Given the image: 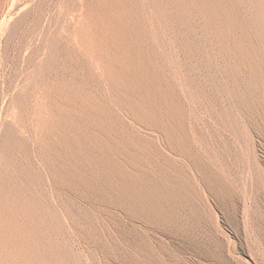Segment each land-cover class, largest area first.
<instances>
[{"label": "rangeland", "instance_id": "1", "mask_svg": "<svg viewBox=\"0 0 264 264\" xmlns=\"http://www.w3.org/2000/svg\"><path fill=\"white\" fill-rule=\"evenodd\" d=\"M136 1L0 0L2 156L8 160L10 131L28 154L19 155L14 168L7 165H26V173L35 177L21 181L31 199L37 196L30 199L35 213L43 201L53 205L55 200L53 184L35 158V137L45 133L36 117L50 122L52 114L66 111L56 87L91 89L106 101L107 79H121L126 97L148 106H141V117L165 128L183 126L175 148L196 154L179 159L189 177L191 204L178 207L173 221L148 226L114 208L76 199L74 222L61 211L55 249L42 246L41 263L264 264V0ZM106 14L124 23L129 40L139 45L122 53L125 66L102 63L103 41L94 24L101 25ZM143 54L144 65L138 61ZM138 79H156L166 93ZM13 99L22 106L26 134L14 124L19 113L10 106ZM140 133L154 144L167 143L150 130ZM83 210L89 218L80 215ZM14 220L29 228L25 217ZM90 224L100 243L91 238Z\"/></svg>", "mask_w": 264, "mask_h": 264}, {"label": "bare ground", "instance_id": "2", "mask_svg": "<svg viewBox=\"0 0 264 264\" xmlns=\"http://www.w3.org/2000/svg\"><path fill=\"white\" fill-rule=\"evenodd\" d=\"M180 1L182 2V0ZM135 2L137 1L135 0ZM143 17L144 15L141 18ZM146 24L148 23L146 22ZM94 26L99 31L98 35L103 41V46L101 45L99 48H101L100 51L102 50L101 60L105 67H110L111 61L115 66H125L127 60L122 53L139 48V45L135 41L129 40L130 33L124 23L119 19L110 18L106 14L101 25L94 24ZM182 48L184 50V47ZM145 60L144 54L138 57V61L142 65H144ZM107 82L109 86L104 91L106 101L101 100L98 95L90 91L91 89L87 91L83 87L79 89L56 87L53 90L66 111L59 109L60 111L51 115L53 119L51 118L52 121L50 120V122L45 121L43 117H36V124L43 125L45 133L35 137L37 148L36 151L34 150L35 158L46 170L49 180L53 184L55 195L54 203L51 202L53 205L43 201V203L41 202L42 205L37 206V213L33 211L31 200L37 196L34 195L36 197L32 196L31 199L21 184V181L29 182L33 176L29 175V168H26V165L25 167L20 165V169H12L19 155L27 157V150L24 148L26 151H22L21 142L9 131V137L5 143L10 149L8 160L4 162L2 156V142L4 141L3 139L0 141V167L4 166L0 171V264H42L39 253L42 252V246L49 245L52 251L55 249L54 240L59 236L58 229L62 221L61 211L67 213L68 218L74 222L73 209L76 199H81L83 202L90 199L101 207L107 206L119 210L131 222L148 226L167 224L173 219L178 207H188L191 204L189 195H187V188L190 186L189 177L187 178L184 164L181 165L179 161L191 157L193 159L196 154L191 155L189 150L181 147V149L175 148L177 146L174 143L185 134V128L175 123L171 124V127L165 128L163 125L147 122L145 118L141 117L143 115L140 114V109H142L141 106L145 108L148 106L146 104L140 105L126 97L128 94L123 80L107 79ZM144 82L153 87L158 94H164V87L159 85L156 79H138L139 84ZM26 99L23 98L22 102L27 103ZM28 103L30 102L28 101ZM10 104L19 113V118L14 121V124L20 132L26 134V128L22 124L23 120H21L22 106L17 99H13ZM4 106L7 105L4 104ZM6 109L11 110L10 107ZM150 111L154 114L156 110L150 109ZM7 114L9 113L7 112ZM179 120L176 121L179 122ZM141 129L152 131L158 135L157 138L164 137L165 140L167 139V143L154 144L153 141L140 133ZM165 151L172 153L174 157L166 155ZM33 166L35 165L33 164ZM195 167H198L197 164ZM25 168L28 169L29 174L26 173ZM31 183L34 184L35 181L33 180ZM34 185L37 187L36 184ZM33 188L35 187L33 186ZM42 199L46 200V198ZM40 201L42 200L38 202ZM191 206L193 207V204ZM99 209L100 211L103 210L102 208ZM103 211L106 217L109 216L105 212L106 210ZM80 215L86 219L89 218L85 210ZM18 216H21V219L25 217V220L30 223L29 228H22L19 223L20 220H14ZM89 220L92 223V219ZM90 236L96 243L101 242L95 229H93V224H90Z\"/></svg>", "mask_w": 264, "mask_h": 264}]
</instances>
